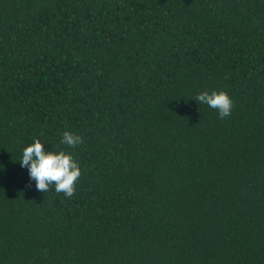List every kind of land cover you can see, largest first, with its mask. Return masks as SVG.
Masks as SVG:
<instances>
[{
  "label": "trees",
  "instance_id": "1",
  "mask_svg": "<svg viewBox=\"0 0 264 264\" xmlns=\"http://www.w3.org/2000/svg\"><path fill=\"white\" fill-rule=\"evenodd\" d=\"M35 139L71 197L21 167ZM2 165L0 264H264V0H0Z\"/></svg>",
  "mask_w": 264,
  "mask_h": 264
},
{
  "label": "clouds",
  "instance_id": "2",
  "mask_svg": "<svg viewBox=\"0 0 264 264\" xmlns=\"http://www.w3.org/2000/svg\"><path fill=\"white\" fill-rule=\"evenodd\" d=\"M194 100L199 105H207L216 110L220 119L230 116L234 107L233 99L224 90L202 91ZM61 143L74 149L83 143V139L78 134L65 131ZM45 145L40 139H35L23 149L19 163L28 170L29 178L35 181L37 190L47 192L54 185L57 193L62 192L71 197L81 176L80 165L72 152L53 148L49 150Z\"/></svg>",
  "mask_w": 264,
  "mask_h": 264
}]
</instances>
